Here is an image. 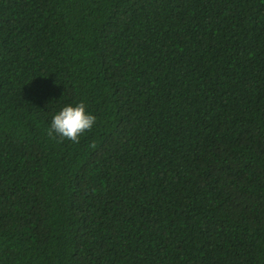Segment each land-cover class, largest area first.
Segmentation results:
<instances>
[{
  "label": "trees",
  "instance_id": "16d2710c",
  "mask_svg": "<svg viewBox=\"0 0 264 264\" xmlns=\"http://www.w3.org/2000/svg\"><path fill=\"white\" fill-rule=\"evenodd\" d=\"M0 264H264V0H0Z\"/></svg>",
  "mask_w": 264,
  "mask_h": 264
},
{
  "label": "clouds",
  "instance_id": "9594fccd",
  "mask_svg": "<svg viewBox=\"0 0 264 264\" xmlns=\"http://www.w3.org/2000/svg\"><path fill=\"white\" fill-rule=\"evenodd\" d=\"M96 120L97 118L87 111L83 101L65 104L53 113L48 134L77 142L82 134L92 129Z\"/></svg>",
  "mask_w": 264,
  "mask_h": 264
}]
</instances>
